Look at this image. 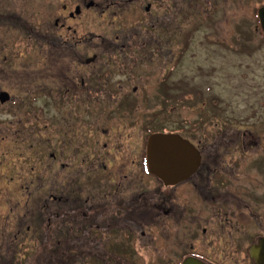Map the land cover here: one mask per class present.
Instances as JSON below:
<instances>
[{"label":"flooded vegetation","instance_id":"1","mask_svg":"<svg viewBox=\"0 0 264 264\" xmlns=\"http://www.w3.org/2000/svg\"><path fill=\"white\" fill-rule=\"evenodd\" d=\"M138 1L23 0L21 6L23 10L41 9L44 14L57 12L53 25L67 37L58 34L61 40L52 42L54 38L50 41L47 35L46 41L57 44L58 50L69 53L72 49L75 57L74 50L82 39L77 28L67 22L88 12L104 14L110 10L116 15L133 9ZM151 1L141 6L148 15L153 12V3H160ZM261 7L264 1L254 11V27L264 41L258 15ZM76 58L79 63L80 57ZM114 82V77H108L50 83V119L42 109H32L35 96L21 100V94H11L9 86L0 87V191L18 182L30 198L25 149V139L29 138L24 137L22 115L26 112L32 121L46 118L52 125V135L44 140L38 136L40 126L32 127L36 131L29 134L34 136L29 149L35 148L38 155V150H46L52 143L45 155L50 172L46 179L57 181L59 196L51 199L59 200L62 206L54 215L62 217L67 233L76 224V243L142 237L158 256L153 264H181L189 258L203 264H264V124L220 120L221 110L213 105L192 126L184 119L174 127L151 130L158 127L155 120L161 115L159 111L151 118V126L142 130L133 100L128 103L131 106L91 110L90 104L99 98L115 93L123 97ZM11 89L20 90V85ZM22 108L28 110L22 113ZM121 120L124 123L118 122ZM248 123L261 126L259 134ZM126 126L132 132L129 139L123 138ZM164 131L178 133L199 152V165L190 176L168 185L148 171L145 154L148 136ZM22 222H17L20 229ZM28 223L25 232L33 229L31 213ZM62 244H71L69 236L63 237ZM105 256L123 263L108 250Z\"/></svg>","mask_w":264,"mask_h":264},{"label":"rangeland","instance_id":"2","mask_svg":"<svg viewBox=\"0 0 264 264\" xmlns=\"http://www.w3.org/2000/svg\"><path fill=\"white\" fill-rule=\"evenodd\" d=\"M22 1L0 0V87L9 86L11 94H21V100L35 96L32 109H42L47 118L52 115L50 83L97 79L109 70L101 78L114 77L113 86L123 97L115 93L99 98L90 104L91 110L131 106L128 103L133 100L142 130L151 126V118L159 111L158 127L151 129L171 128L184 119L192 126L213 105L221 110L220 120L264 124V41L254 27L253 15L264 0H160L153 3L149 15L141 6L151 0H139L133 9L116 15L110 10L88 12L66 23L76 27L82 39L75 57L72 49L68 53L52 44L64 33L53 25L57 12L23 10ZM47 35L50 41L54 38L51 43ZM93 56V62H85ZM19 85L20 90L11 89ZM22 115L32 185L30 198L17 181L16 186L0 191V264H120L115 258L107 259V250L123 259L121 264L157 263L155 249L142 237L76 243V224L65 231L62 217L54 215L62 206L51 199L59 196L57 181L46 179L50 172L45 155L52 143L46 142L47 149L38 150V155L35 148L29 149L34 142L29 135L32 127L40 126L38 136L44 140L52 135V125L46 118L37 122L26 112ZM247 125L257 134L261 131V126ZM123 133L129 139V126ZM30 213L33 229L25 232ZM64 236H69L71 244H62Z\"/></svg>","mask_w":264,"mask_h":264},{"label":"water","instance_id":"3","mask_svg":"<svg viewBox=\"0 0 264 264\" xmlns=\"http://www.w3.org/2000/svg\"><path fill=\"white\" fill-rule=\"evenodd\" d=\"M264 27V7L258 11ZM96 56L85 60L93 62ZM4 94V93H3ZM6 95V94H5ZM146 165L148 171L159 176L165 184L179 182L190 176L199 165V152L195 146L178 133H158L148 136L146 141ZM181 264H203L196 259H186Z\"/></svg>","mask_w":264,"mask_h":264},{"label":"trees","instance_id":"4","mask_svg":"<svg viewBox=\"0 0 264 264\" xmlns=\"http://www.w3.org/2000/svg\"><path fill=\"white\" fill-rule=\"evenodd\" d=\"M108 72H109V70H107V71H104L103 73L101 72V73H102V74H104V75H107V74H108ZM101 73L98 75V76H99V78H101V75H102Z\"/></svg>","mask_w":264,"mask_h":264},{"label":"bare ground","instance_id":"5","mask_svg":"<svg viewBox=\"0 0 264 264\" xmlns=\"http://www.w3.org/2000/svg\"><path fill=\"white\" fill-rule=\"evenodd\" d=\"M152 130V129H151ZM158 133H163V134H166V133H171V132H168V131H164V132H158ZM196 148V147H195Z\"/></svg>","mask_w":264,"mask_h":264}]
</instances>
